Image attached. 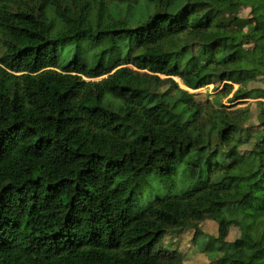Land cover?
Listing matches in <instances>:
<instances>
[{"label":"trees","instance_id":"1","mask_svg":"<svg viewBox=\"0 0 264 264\" xmlns=\"http://www.w3.org/2000/svg\"><path fill=\"white\" fill-rule=\"evenodd\" d=\"M0 43V264H184L157 244L205 220L216 264H264V0H0ZM174 77L254 99L256 129Z\"/></svg>","mask_w":264,"mask_h":264},{"label":"rangeland","instance_id":"2","mask_svg":"<svg viewBox=\"0 0 264 264\" xmlns=\"http://www.w3.org/2000/svg\"><path fill=\"white\" fill-rule=\"evenodd\" d=\"M248 10H243L242 15H247ZM253 25L247 23L244 27V30L250 31ZM3 50V47L0 43V51ZM94 49L89 46V43L86 42L83 44V55H87L91 58L94 55ZM74 54V50H70L68 46H61L60 48V63L61 65L68 62ZM260 67V65L256 62V58L249 64H242L239 69L240 71L237 73L236 76L240 77L242 75L243 69H253V68ZM161 77H165L161 75ZM175 80L180 84V86L184 89L189 90L199 101L203 102H213L217 106L220 103L229 106L230 108H238V107H245L250 106L252 110L251 121L249 124L255 130V126L257 125V108L254 102V99H248L245 102H230L229 96H221V91L224 87L223 83H211L207 86L200 87L194 89L192 84L194 81L191 82V86H187L182 82V80L178 77H174ZM181 82V83H180ZM183 84V85H182ZM263 86L264 83L259 80L252 82L250 86ZM239 84L234 83V88L237 89ZM198 145L204 144L203 140H197ZM250 144L244 145L242 150L245 148L250 147ZM187 171L185 170L184 166H182L176 174L171 175H158L155 173H151L148 175L147 179L144 182V185L138 191V198L133 203L131 207V213H136L140 209H142L146 204H148L151 200H154L157 196H164L167 194H178L181 191V188L187 186ZM258 215L257 212L254 213L256 217ZM201 227L203 228L204 234H199L197 236L192 233V230H186L182 234H167L165 235L161 241L157 244V248H163L168 251H174L178 255L181 256L184 264H216L215 259L220 256L221 252L217 249L219 246V242L214 241V236L217 233V226L216 223L212 220H205L201 223ZM237 227H232L231 236L233 237L237 231ZM238 256L242 258H247L248 255L246 252L239 251L237 253Z\"/></svg>","mask_w":264,"mask_h":264},{"label":"bare ground","instance_id":"3","mask_svg":"<svg viewBox=\"0 0 264 264\" xmlns=\"http://www.w3.org/2000/svg\"><path fill=\"white\" fill-rule=\"evenodd\" d=\"M181 83V82H180ZM183 85V84H182Z\"/></svg>","mask_w":264,"mask_h":264}]
</instances>
